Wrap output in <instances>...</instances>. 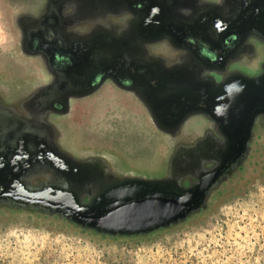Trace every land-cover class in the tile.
I'll use <instances>...</instances> for the list:
<instances>
[{"label": "water", "instance_id": "water-1", "mask_svg": "<svg viewBox=\"0 0 264 264\" xmlns=\"http://www.w3.org/2000/svg\"><path fill=\"white\" fill-rule=\"evenodd\" d=\"M240 1L253 0H60L36 19L16 13L21 56L39 58L43 68L41 74L28 61L39 79L0 80V211L120 241L206 215L254 111L242 99L256 90L255 81L226 72L237 48L223 54L221 47L228 34L241 33ZM189 37L216 59L189 54L180 46ZM55 45L68 63H55ZM166 59H174L171 68ZM107 84L146 110L156 130L175 134L158 173L133 172L117 154L78 142L73 125ZM200 98L213 103L207 109L191 104ZM190 105L196 113L211 112L212 124L178 126Z\"/></svg>", "mask_w": 264, "mask_h": 264}, {"label": "rangeland", "instance_id": "rangeland-1", "mask_svg": "<svg viewBox=\"0 0 264 264\" xmlns=\"http://www.w3.org/2000/svg\"><path fill=\"white\" fill-rule=\"evenodd\" d=\"M13 50L0 15V73L35 79L36 66ZM119 95L108 84L82 108L73 125L78 142L117 154L133 172L158 173V138L141 111ZM10 212L0 211V264H264V181L221 198L180 228L141 240H107Z\"/></svg>", "mask_w": 264, "mask_h": 264}, {"label": "flooded vegetation", "instance_id": "flooded-vegetation-1", "mask_svg": "<svg viewBox=\"0 0 264 264\" xmlns=\"http://www.w3.org/2000/svg\"><path fill=\"white\" fill-rule=\"evenodd\" d=\"M59 1L60 0H0V15L6 22L7 28L12 35L14 57L16 58L17 49V56L22 60L37 65L38 71H40L41 74L43 68L42 60L37 57L21 56L19 45L20 33L18 29L19 25L16 23V13H22V15L26 17L31 16L33 19H36L39 16L49 13L51 9L53 10L58 5ZM166 6L171 7L172 4L167 3ZM135 7V9H138L141 6L138 5ZM130 8L133 9L134 7L130 6ZM57 10L58 9H56V11ZM228 10L229 9H227V12H229ZM237 12H242V15L239 16L242 23L238 26L241 33L237 36L231 32L232 34H228L225 39H223L221 47L224 52L222 51V53L225 54L237 48L236 57L230 62L232 66L227 68L226 72H235L245 79L255 81L256 90L253 91V94H249V96L242 99L245 106H248V103H252L254 111L247 116L249 121L244 125L246 130L239 132L240 136L237 142L243 145L239 149L234 163H231L222 173L221 179L224 181L220 186L221 189L215 193L211 204L217 202L221 198L245 192L252 185L264 181V0H253L246 3L240 1ZM246 21H249L250 24ZM39 43L40 41L38 38L34 37L31 46L36 48ZM178 44L180 43H174V45ZM162 45L169 46L170 44L163 42ZM180 46H186L189 48V54H194L195 57L198 55L201 57L200 59H206L208 61H214L216 59V52H212L205 43L194 40L191 37L187 38ZM53 48L55 63L59 65L68 63V56L61 46L55 45ZM173 61L174 59L164 60V66L167 69L171 68ZM177 64H180V62ZM192 70H194L193 67ZM186 77L190 78L191 75H186ZM0 80L16 81V77H8L0 73ZM111 87L115 90L117 95L121 94L115 87L112 85ZM13 95H16V92H14ZM124 97L130 104H133L131 106L138 108L131 99L126 96ZM6 101L8 102V100ZM181 101H185L184 98H182ZM211 102L212 99L210 98L191 99V104L198 106L200 109H207ZM226 102L227 100L221 97V104L223 105ZM191 106L192 105L183 110L182 117L184 119L182 123L179 122L180 125L177 124L178 126L194 129L206 128L212 124L210 120V116H212L211 112L201 111L196 113L195 108L191 109ZM140 111L147 125L158 138L159 158H161L167 150L168 145L172 144L174 141L175 134H167L163 130H156L150 120L148 112L144 109H140ZM179 117L181 116L179 115Z\"/></svg>", "mask_w": 264, "mask_h": 264}, {"label": "trees", "instance_id": "trees-1", "mask_svg": "<svg viewBox=\"0 0 264 264\" xmlns=\"http://www.w3.org/2000/svg\"><path fill=\"white\" fill-rule=\"evenodd\" d=\"M13 213H14V212H12V211L10 212V214H13ZM3 215H5V213H4Z\"/></svg>", "mask_w": 264, "mask_h": 264}]
</instances>
